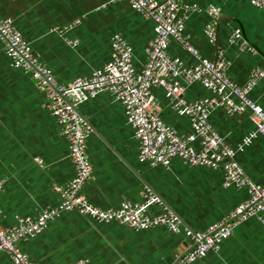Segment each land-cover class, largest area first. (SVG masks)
I'll return each mask as SVG.
<instances>
[{
    "label": "crops",
    "instance_id": "0c3cea01",
    "mask_svg": "<svg viewBox=\"0 0 264 264\" xmlns=\"http://www.w3.org/2000/svg\"><path fill=\"white\" fill-rule=\"evenodd\" d=\"M188 1L220 8L215 41L205 31L212 20L206 12L190 16L186 33L208 59L215 60L218 50H223L230 61L229 75L245 84L254 67H264V10L249 0ZM0 17L13 18L33 53L62 83L107 64L117 32L132 46L140 70L145 49L155 36L154 21L120 0H0ZM234 28L257 53L241 51L229 42ZM169 52L186 65L196 62L177 41L171 42ZM152 90L161 103L163 119L179 133H189L190 118L171 108L163 87L155 85ZM249 94L264 107V77ZM183 96L189 102L216 97L197 82L188 84ZM47 101L32 77L12 66L0 38V179L4 181L0 205L5 225L15 224L17 216L37 217L44 208L56 206L60 194L54 186L74 176L68 140L47 110ZM78 108L93 128L87 154L94 171L84 191L95 205L107 209L118 208L126 200L139 203L149 186L186 228L205 231L249 197L247 187H225L221 169L188 165L178 158L168 168L140 161L124 105L110 92H100ZM210 121L235 148L255 129L249 111L230 115L226 108L216 107ZM236 158L254 181L264 184L263 136L238 150ZM161 211V206L150 208L152 214ZM190 244L186 231L173 233L165 226L136 231L116 221L98 222L65 211L20 247L41 264H71L79 259H87L88 264H173ZM0 264L16 263L0 251ZM192 264H264V225L256 217L240 222L217 251Z\"/></svg>",
    "mask_w": 264,
    "mask_h": 264
},
{
    "label": "built area",
    "instance_id": "2783aa9c",
    "mask_svg": "<svg viewBox=\"0 0 264 264\" xmlns=\"http://www.w3.org/2000/svg\"><path fill=\"white\" fill-rule=\"evenodd\" d=\"M120 1L129 2L154 21L155 36L145 49L143 67L140 70L135 67L132 46L117 32L112 36L111 60L90 75L77 77L68 83L60 82L52 69L33 53L31 44L13 18L0 17V38L5 54L13 67L29 74L46 94L47 110L68 140L69 156L75 170L69 182L54 186L60 194L58 204L44 208L37 217L17 216L15 224L5 225L0 205V251L8 253L16 264H41L24 252L20 244L42 233L51 220L65 211H77L98 222L116 221L136 231L156 226H165L173 233L186 231L191 244L176 255L173 264H192L204 258L209 251H217L221 243L233 234L235 226L250 217L258 218L264 225V184L254 181L236 158L238 150L258 135L264 137V107L249 94L264 77V67H254L246 83L239 84L228 73L230 61L223 50H218L215 60H211L202 56L195 47L186 33V22L195 12L208 13L212 20L205 31L210 40L215 41L216 25L221 15L217 6L203 7L188 0ZM249 1L264 10V0ZM228 40L241 51L257 53L239 28L230 32ZM172 41L184 46L196 62L186 65L180 57L171 55L169 47ZM194 82L211 90L216 97L187 101L183 94L186 86ZM155 85L164 88L174 111L190 118L189 133H179L163 119L161 103L152 90ZM100 92H110L124 105L127 121L137 141L140 161L168 168L172 160L178 158L188 165L221 169L223 185L247 187V200L205 231L186 228L180 216L169 210L149 186L144 187L143 200L139 203L126 200L118 208L107 209L92 203L84 187L94 171L87 154L93 128L78 107ZM216 107L226 108L230 115L250 112L255 129L236 148L225 141L210 121V114ZM3 188L4 181L0 179V192ZM153 206H161L162 211L152 214L150 208ZM71 264H88V260L79 259Z\"/></svg>",
    "mask_w": 264,
    "mask_h": 264
}]
</instances>
